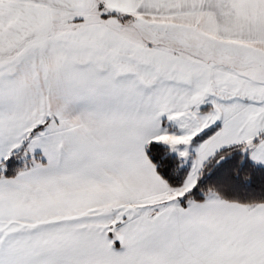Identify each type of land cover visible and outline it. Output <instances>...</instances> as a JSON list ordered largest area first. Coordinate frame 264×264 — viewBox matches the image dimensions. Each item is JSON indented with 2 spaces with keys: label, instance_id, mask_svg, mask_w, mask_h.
<instances>
[{
  "label": "snow or ice",
  "instance_id": "obj_1",
  "mask_svg": "<svg viewBox=\"0 0 264 264\" xmlns=\"http://www.w3.org/2000/svg\"><path fill=\"white\" fill-rule=\"evenodd\" d=\"M0 264H264V0H0Z\"/></svg>",
  "mask_w": 264,
  "mask_h": 264
}]
</instances>
